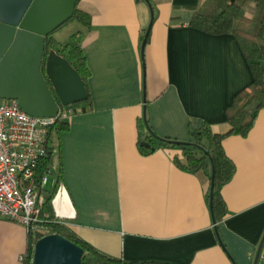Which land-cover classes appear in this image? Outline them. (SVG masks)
<instances>
[{"label":"crops","instance_id":"1","mask_svg":"<svg viewBox=\"0 0 264 264\" xmlns=\"http://www.w3.org/2000/svg\"><path fill=\"white\" fill-rule=\"evenodd\" d=\"M148 1L77 0L75 9L89 18L80 46L90 107L76 109L51 144L57 155L47 164V178L55 173L48 194L60 177L75 210L65 227L109 258L253 264L264 233V110L246 137L222 142L236 168L221 191L227 214L217 231L225 250L206 198L210 171L192 175L174 165V152L138 150L148 135L143 120L156 137L180 143L192 142L190 126L200 122L228 131L225 110L252 80L239 44L189 28L205 0ZM26 248V230L0 218V264H21Z\"/></svg>","mask_w":264,"mask_h":264},{"label":"trees","instance_id":"2","mask_svg":"<svg viewBox=\"0 0 264 264\" xmlns=\"http://www.w3.org/2000/svg\"><path fill=\"white\" fill-rule=\"evenodd\" d=\"M145 1L151 5L148 0ZM253 5L256 10L255 16L247 20L241 12ZM153 11V10H152ZM77 21L82 26H89V18L77 9L70 21ZM189 28L202 32L210 36H232L240 47L248 71L251 75L249 86L238 92L230 106L225 110V119L228 131L224 134L213 133L211 127L206 122L190 126L192 135V145L173 144L171 140L156 137L150 128L142 121V128L148 127V135L144 142L150 145L149 149L140 147L138 150L142 155H149L158 150L174 152L172 161L180 170L192 174L202 175L206 170H213V190L210 203V187L206 195L210 213L215 228L221 223L227 214V208L221 195V191L235 175L234 163L226 155L222 142L230 136L246 137L252 129L254 122L260 111L264 110V0H205L201 8L194 12L189 24ZM83 40L82 32L72 35L69 42L62 45L56 42L52 35L46 38L45 52L53 51L64 59L82 80L87 99L81 104L73 105L76 109L86 112L90 107V98L87 91V79L89 71L86 66L85 56L81 50ZM72 107V108H73ZM67 107H60L61 110ZM60 110V111H61ZM68 130L67 120L59 117L54 125L49 128L45 137L47 157L39 166L38 174L47 173V164L50 163L53 152V142L59 143L60 137ZM210 177V176H209ZM62 184L61 178L57 179L55 188L51 196L47 199L45 209L53 215L51 202L56 195L59 186ZM54 234H58L82 249L83 254L80 264H167L160 262H124L109 258L88 246L77 238L65 226L55 227ZM33 254L32 240L27 236V248L23 264H31Z\"/></svg>","mask_w":264,"mask_h":264},{"label":"water","instance_id":"3","mask_svg":"<svg viewBox=\"0 0 264 264\" xmlns=\"http://www.w3.org/2000/svg\"><path fill=\"white\" fill-rule=\"evenodd\" d=\"M76 2L0 0L1 101L16 102L23 113L33 118L56 119L60 107H70L87 99L86 88L74 69L53 51L44 56L46 38L72 19ZM152 21L153 14L142 41V54ZM144 122L146 124V120ZM140 147L149 149L150 145L141 142ZM212 190L213 170L210 176V203ZM51 207L57 220L74 221L75 210L64 185L59 186ZM214 231L224 249L215 227ZM263 250L264 233L253 264H259ZM82 254L78 246L58 234H52L36 241L31 264H80Z\"/></svg>","mask_w":264,"mask_h":264},{"label":"built area","instance_id":"4","mask_svg":"<svg viewBox=\"0 0 264 264\" xmlns=\"http://www.w3.org/2000/svg\"><path fill=\"white\" fill-rule=\"evenodd\" d=\"M73 112L70 106L56 119H40L23 113L16 102L0 104V218L22 226L32 248L40 238L54 234L55 227L65 226L45 209L48 178L38 170L47 157V131L59 117L66 120ZM24 260L22 255L19 262Z\"/></svg>","mask_w":264,"mask_h":264},{"label":"rangeland","instance_id":"5","mask_svg":"<svg viewBox=\"0 0 264 264\" xmlns=\"http://www.w3.org/2000/svg\"><path fill=\"white\" fill-rule=\"evenodd\" d=\"M253 12L255 15L256 14L255 7L253 5H249L248 7H246L241 12V15L244 16V18H246L247 20H250L249 18L252 19V17H253L252 16ZM77 32H83V26L79 22L72 20V21L67 22L65 25L60 27L58 30H56L52 34V37L56 42H58L62 45H65L69 42L71 36L76 34ZM2 103H4V102L3 101L0 102V104H2ZM53 148H54L53 149V160L55 161L56 155H57V150H56V146H54ZM50 171H51V175L48 176L49 183L45 189L47 192H50L51 184H52V181L54 180V176H55L54 168H51ZM262 255L264 256V250L262 252ZM261 264H264V258H263V260H261Z\"/></svg>","mask_w":264,"mask_h":264}]
</instances>
